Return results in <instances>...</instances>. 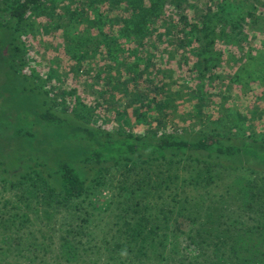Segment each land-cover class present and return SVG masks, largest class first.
<instances>
[{"label": "rangeland", "instance_id": "1", "mask_svg": "<svg viewBox=\"0 0 264 264\" xmlns=\"http://www.w3.org/2000/svg\"><path fill=\"white\" fill-rule=\"evenodd\" d=\"M216 1L220 0H165L162 13L150 27V34L132 38L121 34V24L116 22L119 12L115 9L106 6L91 9L81 0H54L31 12L24 31L19 34L18 43L25 58L18 73L20 77L3 61L7 51L3 41L9 39V34L0 29V199L1 203L9 200V215L16 221L9 227L6 241L10 242L13 234L31 233L41 225L35 224V214L25 220V207L22 211L16 210L19 193L31 195L25 191L33 188L32 183L26 181L29 175L41 179L43 190L56 192L59 187L56 161L65 156L63 159L68 158L86 181L85 194L72 201L67 209L78 215L73 217L71 225L85 227L78 239L86 256L70 264L116 262L113 250L117 251L118 246L112 242V229H117L121 223L116 215L123 206H136L132 200L138 191L129 200L126 191L118 186L125 176L126 166L110 168L107 164L83 160L84 150L93 144L75 130L76 126L113 135L157 137L168 132L220 133L224 138L264 141V0H227L232 4L225 17L237 21L243 17V20L239 27L224 21L214 22L212 31L216 35L211 50L216 53L218 62L211 67L212 53L198 55L195 51L205 46L212 36H204L208 34L206 30L192 35L190 29L191 23L207 8H215ZM5 7L0 4V13ZM69 11L73 13L70 20L59 21L58 16ZM106 34L112 36V40L104 37ZM242 35L244 38L239 41ZM226 36H230L234 44L227 42ZM79 53L83 55L77 59L75 55ZM206 65L209 70H205ZM44 111L55 113L69 124V129L45 124L38 116ZM185 160L182 158L183 166L171 167L170 172L163 175L177 171L185 175L182 168L188 163L194 165L192 159ZM211 165L207 177L200 171L199 183L184 180L188 185L179 190L191 200L200 198L201 203V212L186 214L184 223L190 225L192 220L204 219L211 211L217 216L216 221H227V216L232 220L242 216V221L253 224L257 215L240 205L234 181L237 176H243L260 179L264 184V168L257 167L255 174L246 166L236 168L229 161L211 162ZM152 166L150 178L140 194L150 203L161 204L152 185L155 173L166 166H153V169ZM25 173L29 174L23 179L24 184L13 188L10 180L22 179L20 175ZM127 175L129 183L135 179L133 173ZM100 178L103 179L100 181ZM2 179L9 181L5 191ZM40 201L30 196L29 207L39 213ZM238 207H242V212ZM63 228L67 230L66 226ZM187 228L183 226L181 230L187 232ZM59 231L51 232L53 238L44 241L49 249H55L56 237L61 235ZM163 233L165 229L159 230L154 238L157 243L151 244L155 254L165 252L154 258L161 260L159 264H166L163 256L169 255L166 253L171 249L178 251L174 257L185 258L183 264H207L208 260L203 259V254L184 235L175 242L167 236L161 245L157 236L165 237ZM59 244L60 241L57 246ZM6 247L0 248V264L54 262L50 256L29 259L27 252L19 253ZM173 261L179 263L177 259Z\"/></svg>", "mask_w": 264, "mask_h": 264}, {"label": "trees", "instance_id": "2", "mask_svg": "<svg viewBox=\"0 0 264 264\" xmlns=\"http://www.w3.org/2000/svg\"><path fill=\"white\" fill-rule=\"evenodd\" d=\"M53 2L54 0H0V4L6 6L1 12L2 15L0 13V29L5 34H9V39L3 41L5 42V50H7L3 61L8 63L9 69L17 77H20L18 75L19 70L22 64L25 63L18 38L19 34L24 31V24L28 15L36 9ZM81 3L95 10L99 9L100 6H106L111 10L115 9L119 12L116 22L121 24L119 25L122 27L121 34L132 38H144L150 34V27L155 18L162 13L161 10L165 0H81ZM231 4L227 0L216 1L213 4L214 9L207 8L196 21L191 23L190 33L192 35L206 30L208 34L204 36L207 38L212 36L205 46L200 45L201 48L195 51L198 55L211 52L214 56L209 59L212 62L211 67H214L217 61L216 53L211 50L214 43L213 37L216 35V32L212 31L214 22L219 24V21H224L232 27H239L240 21L243 20V17L239 21L232 17L229 19L225 17ZM95 5H98V7H95ZM72 14L70 11L62 13L58 16V19L61 22H68ZM251 16L254 15L251 14ZM104 37L110 40L113 38L107 34ZM224 38L229 43L234 44L233 42H235L231 40L230 36ZM243 38L244 35L238 40L240 41ZM81 55L83 54L79 53L75 57L79 59ZM206 68L205 70L210 69L207 65ZM38 116L45 124L69 129L67 128L69 124L67 125L55 113L44 111L39 113ZM75 130L83 133L93 144L84 150L82 157L85 162L100 165L107 164L111 166L110 168L126 166L127 171L124 172L125 176H122L118 186L124 192L126 191L125 194L129 198L136 195L138 191L134 200L129 199L134 201L136 206H123L116 215L122 223L117 229H112L114 232L112 242L118 246V250H113L114 257L112 256L116 262L108 264H159L161 260L154 258L165 252L161 250V253L155 254L151 244L157 243L154 242L155 235L162 229H165V233H163L165 237L157 236V240H161L158 241L161 242V245L168 238L170 241L175 242L177 237L184 235L203 254V259L209 261H207V264H264V201H262L264 199V184L259 181L260 179L254 178L256 179L254 180L237 176L234 181L239 195L238 198L241 200L240 205L245 206L246 208H243L250 211L254 216L257 215L251 225L242 221V216H239L240 219L236 218L235 220L227 216L229 218L227 221H216L215 217L217 216L211 211L205 214L204 219H197L195 222L192 220L191 224L187 225L184 223L186 214L196 215L201 212L200 198L191 200L186 196V193L181 195L179 192V190H183V188L181 189L183 185H188L184 180L199 183L202 179L199 177L201 175L200 171H203L205 176L211 173V162L229 161L236 168L244 169L243 167L246 166L245 168H249L257 174V167L264 168V141L224 138L219 135L220 133L181 135L180 133L168 132L157 137H150L130 133L113 135L108 132L95 131L86 126H76ZM64 157H60L56 161L55 174L59 180V187L56 192L51 193L49 189L43 190L41 179L38 176L29 175L26 181L28 184L32 183L33 188H27L29 190L25 189V191L31 195H25V192L19 193V205L16 210L22 211L25 207V213H27L25 220L31 219L32 215L35 214V221H37L35 224L39 225L41 223L31 233L13 234L14 238L10 242L9 240L6 241L7 238L9 239V227L13 226L16 221L13 216L9 215V200H3V203H5L3 204L0 199V248L7 246V250H17L19 253L27 252L29 259H46L50 256L54 259L52 264H70L72 261L81 259L83 255L86 256L83 247H79L78 239L85 227L75 223L71 225L73 217L78 215L75 211L67 210L71 207L72 201L80 199L85 194L86 181L81 178L74 165L68 161V158L63 159ZM182 158H186L185 161L192 159L190 161L194 163L192 165L187 162L188 166L182 168L185 169V175H181L182 172L179 173V171L172 175H163V172L169 173L171 167L183 166ZM152 165L157 168L160 165L166 166L163 171L159 170L155 173V182L152 185L157 195L160 196L159 201H161V204L150 203L148 198L140 194V192H144L147 179L150 178ZM4 169H2L3 172H6V168ZM129 173H133V176H135V179L130 183L128 177H126ZM28 174H21L22 179L10 180L11 186L15 188L23 185V179ZM101 179L103 178H100V181ZM2 180L4 182L2 189L5 191L9 179ZM21 195H25V197H21ZM30 196H33L36 200L41 199L42 209L39 213L29 207ZM127 207L129 208L127 209ZM191 208H193V213ZM241 208L238 207L242 212ZM261 210L262 212L259 213ZM29 211L31 213H28ZM169 214L172 216L168 217ZM70 225L72 229H69ZM65 226L67 230L63 228ZM183 226L189 227L187 232L181 230ZM199 226L202 228L201 230L198 229ZM58 230H60L61 235L57 234L59 237H56V241L57 243L60 241V244L57 246L56 243L54 250L49 249L44 241L51 240L53 238L51 232L57 233ZM86 234L88 235V233ZM167 236L168 238H166ZM147 247H151V249H147ZM166 254H169L163 256L166 264L175 263L173 259H177L179 263L183 264L185 258L174 257L175 254H178L177 249H171ZM51 255L55 257H51ZM3 258L7 259V256ZM193 258L195 259V257Z\"/></svg>", "mask_w": 264, "mask_h": 264}]
</instances>
